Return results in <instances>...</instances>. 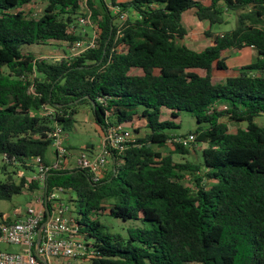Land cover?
<instances>
[{"label": "trees", "instance_id": "16d2710c", "mask_svg": "<svg viewBox=\"0 0 264 264\" xmlns=\"http://www.w3.org/2000/svg\"><path fill=\"white\" fill-rule=\"evenodd\" d=\"M30 1L0 0V199L37 187L27 174L14 178L16 168L31 172L36 155L47 162L46 132L54 123L70 128L73 105L88 103L101 132L129 123L134 137L110 152L97 180L77 166L48 171L44 192L64 187L87 245L78 264H264V124L255 121L264 114V0H109L116 12L106 0H87L96 45L59 58L21 45L84 37L69 30L80 0H44L36 13L23 9ZM189 8L212 35L201 49L184 41ZM226 10L235 25L213 33ZM245 46L256 58L214 79L215 69L228 68L224 51ZM179 110L198 122L188 132L194 139L164 152L169 138L188 134L166 131L179 125ZM231 120L245 124L231 130ZM195 144L201 161L173 158ZM105 209L136 222L126 233L110 230L99 218ZM11 220L0 210V222Z\"/></svg>", "mask_w": 264, "mask_h": 264}, {"label": "built area", "instance_id": "2783aa9c", "mask_svg": "<svg viewBox=\"0 0 264 264\" xmlns=\"http://www.w3.org/2000/svg\"><path fill=\"white\" fill-rule=\"evenodd\" d=\"M109 6L114 9L113 12L118 10L117 5L109 4ZM126 15V11L122 12L117 20L124 19ZM92 22L95 21L91 17L87 0H80V12L70 24L69 30L84 34V26ZM85 35L87 36L66 42L69 43L70 54H77L96 45V28L91 34L85 33ZM41 56L47 57L45 54ZM43 112L51 114L52 109L44 106ZM125 126L126 123L108 124L102 132L101 142L96 149L84 147L71 156L65 144V129L57 123L52 125L46 134L50 140L53 158L48 162L42 161L39 155L32 158L34 169L29 178L36 182L38 188V193L34 197L35 203L28 205L21 216L11 221L0 222V241L20 246L16 250L1 248L0 264H49L48 259L52 257L75 259L88 254L87 245L77 232L75 214L65 200L64 187L57 186L44 192L46 176L49 170L77 166L87 168L94 180L99 179L108 164L110 152L115 150L122 153L134 137L133 131ZM193 139L194 134L190 132L186 136H173L167 142L172 144L175 140L187 144ZM38 233L39 241L37 242ZM40 257L47 260V263Z\"/></svg>", "mask_w": 264, "mask_h": 264}, {"label": "rangeland", "instance_id": "374dc122", "mask_svg": "<svg viewBox=\"0 0 264 264\" xmlns=\"http://www.w3.org/2000/svg\"><path fill=\"white\" fill-rule=\"evenodd\" d=\"M109 2V1H108ZM107 2V3H108ZM45 1L44 0H31L29 3L23 6V9L28 11L33 10V13L40 12ZM114 11V9H113ZM182 23L185 25V27L188 30V34L185 37L186 42L191 45L192 47H195L196 49L203 48L207 43L210 42L211 36H206L204 30H206L209 25L205 20H199L195 13L194 8L187 9L182 12L181 15ZM225 18L227 21L221 22V23H213L210 27L211 31L214 32H222L231 29L235 23H236V16L234 11H225ZM96 23L92 22L91 24H86L84 26V30L88 31L89 34L93 31L94 28H96ZM85 35L84 37H86ZM22 51H30L34 52L37 55L38 54H45L47 57H58L63 55L64 51H69V43L66 42H52V43H24L21 45ZM246 51L247 48L244 47L242 49H236V48H229L224 51V53H229L230 59L237 58L241 52ZM235 65L231 64L229 72H234L236 70V63ZM200 72H202L200 69H197ZM214 79H220L224 78V74L215 73L214 72ZM73 106H76V111L73 113L74 121L70 128L65 130L66 133V141L65 144L67 145L70 153L72 156L77 154L82 148H84L86 145H98L100 142V134L96 129V125L92 119V113L90 109V105L88 103H79L74 104ZM178 115L175 119L177 122H179V125L172 126L166 128V131L169 133H175V134H186L190 130H193L197 125L198 122L196 121L193 114L186 110H179ZM166 115V117L172 118L170 114H163V117ZM225 120L226 118H221ZM255 121H257L259 124H264V114H259L255 116ZM140 121H135L134 126H140ZM245 121H238L235 122L233 120L228 122L229 129L234 130L237 126L244 125ZM126 128L131 129V124L127 123ZM140 133L144 132V129L141 128ZM189 145V143H187ZM196 150H192L188 153H180L175 152L173 153V158L175 160H185L190 159L193 161H201L202 160V153L201 148L202 144H195ZM173 145L170 143H167L165 146L162 147L163 151L166 152L170 149H172ZM52 147L49 145L46 156L49 157L51 155ZM14 168L13 165L8 166V170ZM17 172L13 174L14 178H18L20 174H30V171L20 170V168H16ZM208 180V179H207ZM186 182H191V179L187 175L185 178ZM36 190L35 189H28L26 186L22 188L21 192L13 194L8 199H0V210L3 212V219L10 218L14 219L18 216L20 213H24L27 206L30 204H34V197L36 196ZM68 205L72 208V204L68 202ZM107 209L101 212L99 215V218H101L103 221H105L110 230L119 231L121 233H126V227L129 224H134L133 222H136L134 219H126L122 220L119 217H115L110 215L109 213H106ZM0 247L1 248H7V249H18L19 246L17 244L13 243H5L0 241ZM80 262V258H66V257H52L50 258V264H78Z\"/></svg>", "mask_w": 264, "mask_h": 264}, {"label": "crops", "instance_id": "0c3cea01", "mask_svg": "<svg viewBox=\"0 0 264 264\" xmlns=\"http://www.w3.org/2000/svg\"><path fill=\"white\" fill-rule=\"evenodd\" d=\"M190 9V8H189ZM187 10V9H186ZM182 17V16H181ZM85 33H87L88 35H89V32L88 31H86L85 30V32H84V34ZM188 34V30H187V33L185 34V37H186V35ZM185 37H184V41H185V43L188 45V46H190V47H192L191 45H189L187 42H186V40H185ZM208 44V43H207ZM246 48H247V50L245 51L244 50V52H241L240 53V55L237 57V58H235V59H230L231 57H230V55H229V53H224L225 55H226V62H227V65H228V68L227 69H225V70H217V69H215L214 71H213V76H214V72L216 73H220V74H224V77L226 76V75H228V74H231V73H236L237 72V69H238V67L241 65V64H244V63H247V62H250V61H252V60H254L255 58H256V56H257V53H256V50L253 48V47H251V46H245ZM192 48H195V47H192ZM242 48H244V47H242ZM242 48H239V49H242ZM196 49V48H195ZM229 49V48H228ZM232 49V48H231ZM237 49V48H236ZM234 63H236V70L234 71V72H229V69H230V66H231V64H233V65H235ZM197 70V69H196ZM201 70V69H200ZM198 72H200L199 70H197ZM202 72H200V73H203V70H201ZM220 79H222V78H220ZM92 113V112H91ZM164 117H166V115L164 116ZM92 119H93V121H94V118H93V115H92ZM135 121H138V120H135ZM135 121H134V123H135ZM139 121L141 122L140 124H143V122H142V120H140L139 119ZM94 123H95V121H94ZM95 125H96V123H95ZM96 129H97V131L99 132V134H100V142H101V139H102V132H101V130L97 127V125H96ZM100 142H99V144H100ZM98 144V145H99ZM98 145H87V146H85L86 148H89V149H96L97 147H98ZM165 146V145H164ZM72 156V155H71ZM53 158V151L51 150V155L49 156V157H47V162L48 161H50L51 159ZM32 172V171H31ZM31 172H30V174H31ZM29 174V175H30ZM35 190H36V193H38V188L36 187V188H34ZM22 215V213H20V214H18V216L17 217H19V216H21ZM16 218V217H15ZM19 248H20V246H19ZM18 248V249H19ZM7 249V248H6ZM10 250H16V249H10ZM48 263L50 264V259H48Z\"/></svg>", "mask_w": 264, "mask_h": 264}, {"label": "water", "instance_id": "95a60500", "mask_svg": "<svg viewBox=\"0 0 264 264\" xmlns=\"http://www.w3.org/2000/svg\"><path fill=\"white\" fill-rule=\"evenodd\" d=\"M47 211V210H46ZM39 241V233H38V236H37V242ZM45 263H47V260H45L44 258L40 257Z\"/></svg>", "mask_w": 264, "mask_h": 264}]
</instances>
